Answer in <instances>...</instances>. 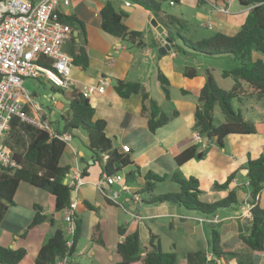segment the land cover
I'll use <instances>...</instances> for the list:
<instances>
[{
    "label": "crops",
    "instance_id": "1",
    "mask_svg": "<svg viewBox=\"0 0 264 264\" xmlns=\"http://www.w3.org/2000/svg\"><path fill=\"white\" fill-rule=\"evenodd\" d=\"M106 1L70 0L69 5H63V0H59V9L63 16L79 20L83 28L82 30L78 25L71 27V37L64 42L63 50L72 57L79 47L86 50L88 66L82 67L73 61L71 74L79 81L77 89L82 93L95 88L87 96L94 108L93 120L106 122V133L113 146L120 152L124 144L131 147L129 152H124L128 155L130 165L120 172L125 176L130 191L122 192L114 201L109 199L106 195L108 188L104 190L99 184L104 175L103 163L96 161V155L89 148L87 133L82 129H63L61 115L67 110L64 100L52 103L53 106L46 103L44 108L52 128L72 135L60 165L68 166L70 173L80 170L85 180L77 189L74 199L77 202L75 217L80 221L81 229L76 252L68 258V264H117L121 260L117 246L124 239L119 233L120 226H126L127 233L139 232L142 257L148 250L150 233L153 232L159 235L162 248L166 246V241H171L167 247L177 250L176 238L182 242L188 241L182 257L178 256L177 264H188L186 255L195 251H206L207 259L211 260L213 256L208 246L211 227L209 220L216 217L218 222H221L220 245L224 251L241 253L245 260H251L253 264H264V252L252 251L240 239V234L247 233L251 219V197L244 183L247 170L240 167L248 159L257 158L264 153V110L257 109L259 102L264 100L257 98L249 85L244 83L246 93L242 97L241 107L238 108L243 117V109H247L248 117L244 119L252 122L256 131L250 134L228 135L222 146L214 140L201 137L195 128V111L200 92L208 82L209 76L198 73L194 77H188L184 74V70L189 66L182 63V58L193 57L192 54L176 47L166 54L159 52L165 37L169 36L168 27L163 20L167 14L172 15L163 7L166 1L161 6L160 18L152 10L133 0H113L116 9H127L124 10L127 13L124 16L126 26L131 30L143 32L142 45L130 44L103 30L101 9ZM126 1L130 4L127 5ZM167 1L170 5L179 6L182 19L186 23L183 28L186 29L185 33L179 31L181 37L175 38L177 45L184 42L183 37L195 43L215 32L234 35L240 30L252 9V6L241 5L239 0H174V4H171L170 0ZM153 19L158 21V25H152ZM177 30L172 29L174 33H177ZM216 57L231 59L229 55ZM251 57L253 61L264 62V53L260 51H253ZM208 70L210 69L206 71ZM159 72L169 79L170 99L166 98L161 87ZM119 80L138 82L144 86L150 98L156 100L165 113L170 114L168 123L152 132L148 127V118L142 112V95L132 93L128 97L120 96L115 89ZM103 86L104 92H98L96 88ZM52 89L56 90L54 87ZM28 110L32 115L35 113L33 107ZM174 111H178V115H172ZM74 137L77 138L76 142H73ZM194 144H199V150L204 151L205 156L201 159L192 158L178 165L176 156ZM64 155H67L69 162H65ZM177 169L185 177L198 178L202 190L201 199L205 195L213 196L214 198L208 201L214 202L226 197L230 190L235 189L239 204L221 209L213 216H207L173 202L145 203L140 191L145 186L146 175L151 173L164 176ZM236 170H239L238 174L227 189L214 187L216 182H225ZM130 172L135 174L131 173L128 179L127 174ZM152 182L155 183L154 192L163 193L157 192L159 186L171 181ZM114 187L119 188V185ZM14 202L0 223V245L26 249V257L18 264H36L35 259L40 248L56 229H61L68 241L72 240L73 234H70L69 223L65 220V209L56 210L55 197L50 192L21 182ZM257 203L264 208V189ZM36 206L41 208L45 220L38 227L29 229L38 210ZM61 220L65 222V226H62ZM96 223H100L102 227L104 246L92 241V229ZM74 225L76 226L75 220ZM171 237H174V241ZM131 264H143V261L141 259ZM212 264H236V261L234 256H228L226 259H216Z\"/></svg>",
    "mask_w": 264,
    "mask_h": 264
},
{
    "label": "trees",
    "instance_id": "2",
    "mask_svg": "<svg viewBox=\"0 0 264 264\" xmlns=\"http://www.w3.org/2000/svg\"><path fill=\"white\" fill-rule=\"evenodd\" d=\"M139 5L148 8L161 18V6L167 0H133ZM204 0H199L203 2ZM241 5L252 6L244 24L234 35L215 32L210 37L192 43L183 37V43L175 44L176 49L184 51H195L207 57L231 56L238 61L230 70H224L223 76L233 77L234 84L230 90L218 87L208 70L210 82L202 88L198 105L195 111V128L201 137H207L216 141L220 146L228 135L250 134L256 131L255 125L244 119L240 108H234V100L242 103L246 93L244 83L248 84L257 98L264 100V62L253 61L252 52L264 53V0H239ZM124 10H118L113 0H107L101 9L102 28L107 33L121 38L130 44L142 45L143 32L129 29L124 23ZM61 20L70 27L78 25L82 30V23L75 18L64 17ZM169 30V36L174 40L181 37L180 29L185 28L186 23L177 17L167 14L163 20ZM77 27V26H76ZM173 28L178 32L174 33ZM175 34V35H174ZM182 45V46H179ZM75 64L87 67L88 55L84 47H79L73 56ZM45 65L49 61H41ZM184 74L188 77L198 75L195 67H187ZM161 87L167 99H170L169 79L163 74H158ZM117 93L122 97H128L132 93H139L143 97L142 112L148 118V127L152 132L167 124L171 116L167 115L160 104L150 98L149 93L138 82H127L119 80L115 86ZM62 95L67 106L65 114L61 115L64 122L63 129H82L88 135V146L96 155V161L102 162L104 174H116L122 172L123 168L130 165L128 155L120 152L113 146L106 133V122L104 120H93L94 108L82 91L74 88L70 92L56 89ZM219 108L225 121L217 125L215 123L214 111ZM174 116L178 111H174ZM11 147L14 159L19 167L16 169H0V223L8 208L13 205L16 191L21 182H27L35 187L50 192L55 197V208L62 211L69 206L73 189L64 183V178L69 172L68 166H61L60 160L65 152L67 143L59 138L51 137L50 134L32 124L15 119L5 139ZM205 156L204 151L199 150V144L191 145L176 156L178 165L186 161ZM104 159V160H103ZM240 169L247 170L245 182L249 181L248 191L250 193L251 219L247 233L240 234V239L251 248L252 251L264 252V208L258 205L257 195L264 189V153L257 158H250ZM239 170L232 172L225 182L214 184L216 189H227L234 180ZM135 174L130 172L127 177ZM154 181H171L176 185L174 191L155 193ZM245 185V184H244ZM202 190L199 180L195 176L185 177L177 169L173 173L158 176L148 173L146 183L140 194L147 204L162 202L177 203L186 209L197 210L204 215L213 216L221 209L231 208L239 204L237 191L232 189L226 197L214 202L200 200ZM38 207L35 217L29 225V229L38 227L44 220L41 208ZM76 223L72 235V243L67 245L68 238L61 229H56L49 240L40 248L35 259L36 264H56L57 260L71 257L76 252L77 242L80 235V221L74 216ZM221 222H213L210 227L208 238L209 250L213 258L207 259L206 251L190 252L186 255L188 264H212L216 259H226L234 256L236 264H253L251 260H245L238 252L224 251L220 245L219 225ZM119 233L124 237L118 243L117 251L121 260L117 264H131L141 260L143 264H177V253L175 251H163L159 235L151 232L149 247L144 257L140 235L138 231L127 233L126 226L119 227ZM92 241L105 245L102 227L96 223L92 229ZM27 251L24 247L10 248L0 245V264H18L26 257Z\"/></svg>",
    "mask_w": 264,
    "mask_h": 264
},
{
    "label": "built area",
    "instance_id": "3",
    "mask_svg": "<svg viewBox=\"0 0 264 264\" xmlns=\"http://www.w3.org/2000/svg\"><path fill=\"white\" fill-rule=\"evenodd\" d=\"M59 0H0V169H16L19 167L14 159L11 147L5 139L12 122L17 118L22 122L32 124L47 131L51 137L70 143L72 135L58 132L51 126L48 114L44 108L47 101L58 102L53 94L39 100L24 88L27 78L48 81L56 89L70 91L78 87L79 81L71 74L73 57L63 50V44L71 37V27L61 18ZM127 5L130 2H125ZM174 4V0H170ZM70 0H63V5H69ZM49 61L45 65L41 61ZM95 88L83 92L87 97ZM104 92V86L96 88ZM33 107V115L28 108ZM131 147L124 144L122 152H129ZM85 182L83 172L75 170L68 172L64 183L77 191ZM106 189V195L116 200L122 192H129L122 173L104 174L99 181ZM249 185V181H246ZM114 185H119L115 188ZM260 193L257 195L259 198ZM77 202L71 200L65 208V220L69 223L70 234L74 233V216ZM218 222V218L210 221ZM72 240L67 242L70 246ZM68 257L57 260L56 264H68Z\"/></svg>",
    "mask_w": 264,
    "mask_h": 264
},
{
    "label": "rangeland",
    "instance_id": "4",
    "mask_svg": "<svg viewBox=\"0 0 264 264\" xmlns=\"http://www.w3.org/2000/svg\"><path fill=\"white\" fill-rule=\"evenodd\" d=\"M164 9L168 12V13H172V15H177L175 17L179 18L181 21H185L182 19L181 16V12H180V8L178 5L174 6V5H170L169 1H166L163 4ZM186 19V17H184ZM196 29V28H195ZM186 29H180V32L185 33ZM187 54H192L193 57L187 56V57H183L182 58V63L185 64L187 63V66L189 67H195L196 69H201L198 71V73L200 75H206L207 74V69H210L209 71L212 74L213 80L215 82V84L224 89V90H230L233 83H234V79L233 77H225L223 76V70L222 69H231V67L233 68L235 65H238V61L234 58V57H229L231 59H222V58H218V57H213V58H207L203 55H196L199 54L197 52H193V51H188ZM206 58V59H204ZM202 60V61H201ZM200 63V65L198 64ZM210 77H208L209 80ZM184 80V79H183ZM53 84L48 82V81H42V80H36V79H32V78H27L25 80L24 83V88L26 90H28L30 93H32L38 100L39 98H45L46 96H48L49 94H53L57 100H63L62 95L59 92H56L55 89H52ZM236 102V100H234ZM234 102V108L237 110L238 107H241V104L237 102ZM48 104L52 105L51 101H47ZM53 106V105H52ZM55 108V107H54ZM247 108V107H245ZM56 110H58L57 108H55ZM258 110H264V101L259 102ZM247 109H243L244 112V117L247 118V113H246ZM167 115H170L168 112L166 113ZM215 123L217 125H219L220 123L224 122V116L222 115V113L220 112L219 108L217 107L215 112ZM53 126V125H52ZM54 128V127H53ZM77 138L74 137V141L76 142ZM65 156V162H69V158L67 157V155ZM176 189V185L174 183L168 182L167 184H162L159 186L157 192H168V191H174ZM139 191V190H138ZM132 192H136V190H132ZM128 193V192H127ZM142 197V196H141ZM146 196H143V198ZM213 196H208L205 195L202 199L200 198V200L204 201V202H211L208 201V199H213ZM213 218H210L209 221H211ZM61 224L62 226H65V222L63 220H61ZM167 236V234H166ZM171 240L174 241V237ZM175 241L177 242V250L174 249H170L169 247H167V245L171 242V241H166L165 245L163 249V251H175L177 253V257L179 256L180 258L183 255V252L185 251V249H187V242H182L179 238H176ZM184 243V244H183ZM84 247V245H83ZM85 249V248H84Z\"/></svg>",
    "mask_w": 264,
    "mask_h": 264
},
{
    "label": "water",
    "instance_id": "5",
    "mask_svg": "<svg viewBox=\"0 0 264 264\" xmlns=\"http://www.w3.org/2000/svg\"><path fill=\"white\" fill-rule=\"evenodd\" d=\"M124 10L127 11V9H124ZM152 25L153 26L158 25V21L156 19H153ZM161 32H163V30ZM174 47H175V40L170 36H166L164 44L159 48V52L162 54H166L168 51L172 50ZM208 82H210V78H209ZM207 140H208V138H207ZM72 199L73 200L76 199V192L75 191L72 192Z\"/></svg>",
    "mask_w": 264,
    "mask_h": 264
}]
</instances>
